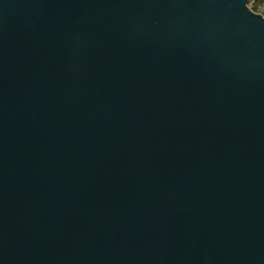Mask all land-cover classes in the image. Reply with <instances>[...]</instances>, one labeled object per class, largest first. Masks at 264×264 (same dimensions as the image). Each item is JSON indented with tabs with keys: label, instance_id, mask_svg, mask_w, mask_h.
Here are the masks:
<instances>
[{
	"label": "water",
	"instance_id": "1",
	"mask_svg": "<svg viewBox=\"0 0 264 264\" xmlns=\"http://www.w3.org/2000/svg\"><path fill=\"white\" fill-rule=\"evenodd\" d=\"M248 3L0 0V264H264Z\"/></svg>",
	"mask_w": 264,
	"mask_h": 264
},
{
	"label": "trees",
	"instance_id": "2",
	"mask_svg": "<svg viewBox=\"0 0 264 264\" xmlns=\"http://www.w3.org/2000/svg\"><path fill=\"white\" fill-rule=\"evenodd\" d=\"M248 7L254 13L264 16V0H249Z\"/></svg>",
	"mask_w": 264,
	"mask_h": 264
}]
</instances>
